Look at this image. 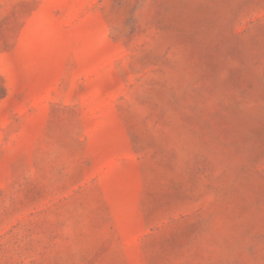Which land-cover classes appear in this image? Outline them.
Segmentation results:
<instances>
[{"label": "rangeland", "instance_id": "rangeland-1", "mask_svg": "<svg viewBox=\"0 0 264 264\" xmlns=\"http://www.w3.org/2000/svg\"><path fill=\"white\" fill-rule=\"evenodd\" d=\"M0 264H264V0H0Z\"/></svg>", "mask_w": 264, "mask_h": 264}]
</instances>
